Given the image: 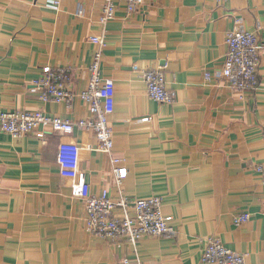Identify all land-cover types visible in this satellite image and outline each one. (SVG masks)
I'll use <instances>...</instances> for the list:
<instances>
[{
  "label": "crops",
  "instance_id": "0c3cea01",
  "mask_svg": "<svg viewBox=\"0 0 264 264\" xmlns=\"http://www.w3.org/2000/svg\"><path fill=\"white\" fill-rule=\"evenodd\" d=\"M105 0H0V113L42 110L77 123L91 117L79 98L89 66L114 81V147L97 149L93 131L70 135L41 126L16 137L0 129V264H207L208 239L220 238L248 264H264V0H146L134 13L118 2L100 22ZM260 42L254 91L238 92L224 75L228 31ZM103 37L100 47L92 37ZM69 70V105L40 99L44 66ZM161 68L173 103L151 99L134 69ZM80 147L77 179L63 177L59 145ZM113 158L127 177L117 183ZM114 201L160 196L174 233L115 243L86 230L78 185ZM121 210L115 211L116 215ZM250 213L246 223L234 217Z\"/></svg>",
  "mask_w": 264,
  "mask_h": 264
},
{
  "label": "built area",
  "instance_id": "2783aa9c",
  "mask_svg": "<svg viewBox=\"0 0 264 264\" xmlns=\"http://www.w3.org/2000/svg\"><path fill=\"white\" fill-rule=\"evenodd\" d=\"M146 0H105L100 22L104 25L116 16L118 2L125 3L127 12L134 13ZM225 0H216L221 3ZM56 5L60 0H54ZM92 41L105 45L103 37L94 36ZM228 51L224 60V75L229 79L231 88L238 92L254 91L259 86L258 65L260 42L255 32L238 27L228 31L226 35ZM103 52L99 49L89 66L90 79L86 90L79 93V98L89 105L91 117L74 123L70 119L48 114L42 110L35 111H4L0 113V129L16 137L24 136L41 126L52 131L70 135L76 126L94 132L99 151L111 152L114 147L113 129L110 117L115 111L114 81L102 76L101 63ZM146 85L149 97L161 103H173L175 92L168 89L166 75L161 68H140L134 66ZM69 70L63 67L42 68V73L35 81L40 91L42 102L70 104L73 98L68 89ZM80 147L71 141H63L59 145L57 161L63 177L77 179L80 168ZM114 173L117 183L121 184L127 177L128 169L124 160L113 158ZM262 177L264 186V164L255 166ZM80 197L86 205V230L88 233L115 243L123 240L136 245L143 237H163L174 233L172 224L163 213V200L160 196H149L135 199L121 197L119 201L111 199L109 191L103 189L100 195H92L88 182L78 185ZM120 209V215L115 211ZM251 218L250 213L234 217V223L241 225ZM202 261L207 264H248L247 254L239 253L228 247L220 238L208 239L202 254ZM123 264L134 263L129 257Z\"/></svg>",
  "mask_w": 264,
  "mask_h": 264
}]
</instances>
